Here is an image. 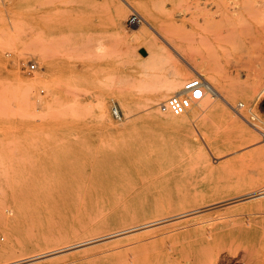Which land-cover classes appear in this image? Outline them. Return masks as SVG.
I'll list each match as a JSON object with an SVG mask.
<instances>
[{
    "label": "rangeland",
    "instance_id": "obj_1",
    "mask_svg": "<svg viewBox=\"0 0 264 264\" xmlns=\"http://www.w3.org/2000/svg\"><path fill=\"white\" fill-rule=\"evenodd\" d=\"M107 1L0 0V264L167 216L182 217L30 264H92L79 260L140 243L150 264H196L204 231L247 233L204 258L244 264L264 247V196L227 202L264 188V72L251 95L240 90L264 71V0ZM132 13L141 24L127 25ZM152 23L183 57L132 41ZM178 73L177 93L200 76L217 94L182 120L147 107L175 95Z\"/></svg>",
    "mask_w": 264,
    "mask_h": 264
},
{
    "label": "bare ground",
    "instance_id": "obj_2",
    "mask_svg": "<svg viewBox=\"0 0 264 264\" xmlns=\"http://www.w3.org/2000/svg\"><path fill=\"white\" fill-rule=\"evenodd\" d=\"M197 1L198 0H196V2ZM127 3H128L127 0H108L105 4L107 6H110V7H118V6H121L122 4H127ZM198 5H199V3H198ZM218 7H220V6H218ZM226 10H228V9H226ZM220 24H222L221 21H220ZM201 25H200V27H201ZM157 32H161V30L159 28H157L153 23H152V25L151 24L150 25L146 24L145 29L143 31H141L140 34L135 35L133 37L132 41H142V40L143 41H147V42H151L152 41L153 42V46L149 47V49H150V52H151V54L153 56L163 55V56H168V57H172V56L174 57V55L178 54V55L183 57L185 55V52L183 51L181 42H179L177 39L172 38V37H167L166 39L163 40L164 42L163 41L159 42V39L157 38V35H156ZM2 47H4V45ZM9 47H10V45L8 46V48ZM8 48H4V49L7 50ZM10 49H11V47L8 49V51ZM4 52H7V51H4ZM175 52H176V54H175ZM161 58H162V56H161ZM263 72L264 71H261V70H259L257 68H255V70L253 68V69H251V71H249L247 73L248 82L244 86H242L241 89H240L241 90V94H243V96H249L255 91V88L257 87L256 85L260 84L259 82L261 81V78L263 76ZM181 74L182 73L176 74L174 79L171 80L172 84L170 86V90L174 91L175 92L174 94H178L179 93V92L177 93V91H175V89H177L179 87V82H180V78H181L180 75ZM187 74H188V71H187ZM240 74H241V71L240 70H236V75L235 76H236L237 79L241 78ZM182 75H184V74H182ZM226 75H227V73H226ZM235 76L233 75V72H230L229 75H227V79L231 80V79L235 78ZM212 80L213 81L211 83L207 82L209 87H208L207 91L205 92V96H204V98L205 99L208 98V100H209V98L211 100L212 97L217 95L214 92L215 91V88H214L215 87V84H214L215 81H214V79H212ZM228 85H232V84L228 83ZM234 88L235 87L231 86V89L234 90ZM73 92L75 93L74 89H72L71 93H73ZM76 92H77V90H76ZM76 96L77 95H75V97ZM163 99H164V97L162 95H155V96L151 97L150 99H148L147 107H149V108H153L155 106L159 107V105L161 104ZM185 116L186 115H183L181 117H173L172 119H174V120L175 119L182 120V119L185 118ZM153 117L156 118V119H161L162 117H164V115L159 110H156L153 113ZM262 137H263V140H264V134L262 135ZM257 151L259 153H261V154H264V148H258ZM263 196H264V188L256 190V191L247 192V193H245V194H243L241 196H238L236 199L234 198L235 200H233V201L232 200L228 201L227 203L229 204V203L243 201V200H250V199L259 198V197H263ZM221 202H223V201H221ZM227 203H224V204H227ZM215 204H216V202L214 203V205ZM219 205H220V203H219ZM206 209H210V207H207ZM206 209H204V210H206ZM200 210L201 209H199V210L198 209L197 210L193 209V211L189 212L188 215H190V214L191 215H196V214L198 215L199 212L200 213L202 212V210L201 211ZM185 216H187V215H185ZM180 217H182V216H176V217H173V218L172 217L170 218V216H167L168 219H161V220L160 219L159 220L156 219L153 222L150 221L151 223L148 222L149 224H146V225L140 224V225H135V226H132V227H128L123 232H121L123 230L122 229L121 231H117V233H106V234H103V235H100L99 233H97V228H92V229H96V231L93 232V233L89 232L85 239H80V240H78L77 242H74L73 244H71L68 247L66 246L65 248H59V249L56 248L51 253L48 252L49 254L42 253L39 256H35V257L29 258V259H25L23 261L21 260V262H17V263L15 262L13 264H30V263L36 262V261H38L40 259H44V258H47V257H53V256H56V255L58 256L59 254H62V253L64 254L66 252H70L71 250L92 247V246L98 245L100 243H104L106 241L116 239V238H118L119 236H122V235L126 236V235H128L130 233L132 234V232H135V231H138V230H150L151 228L157 227L159 225H166V224H168L170 222H174V221H177L179 219L181 220ZM262 217L264 219V212L262 213ZM238 222L242 226V222L241 221H238ZM247 223H248V221H247ZM118 232H120V233H118ZM245 234H247V233L243 232L238 237H232V238L227 239L226 237L221 236L218 232L213 233V232L204 231L202 233H199L198 234V239H199L200 242H198L199 244L193 249L196 253H198V255L200 257L199 261L196 262V264H206L207 261H205L204 258L207 257L208 255L212 254V252H213L212 248L215 245H217L218 248H220L222 250V248H224V246H228V244L233 245L234 243H236L238 238H240L242 235H245ZM262 238L264 239V235L262 236ZM43 239L46 240L45 241L46 243L47 242L48 243L54 242L53 238L52 239H48V237L47 238L45 237ZM145 245H146V243H140V244H138V245H136L134 247H131L130 245L117 246V247H115V249L111 253H106L105 255L104 254H96V255L90 254L88 257L83 258V259H81L79 261L87 260V261H85V263H92V264H150V259L144 258L141 255L142 251L146 247ZM223 251H224V249H223ZM191 252H192V250H191ZM223 255L224 254H222V256ZM225 255H224V258H225ZM241 255H242V253H241ZM243 255H244V253H243ZM186 258H188V257H186ZM207 258H210V257L208 256ZM79 261H77V262H79ZM210 261L211 260H209V262ZM241 261H243L244 264H264V247H262L261 249H257V250L252 249V251L250 253H247L244 256H242V259L240 260V262Z\"/></svg>",
    "mask_w": 264,
    "mask_h": 264
},
{
    "label": "built area",
    "instance_id": "obj_3",
    "mask_svg": "<svg viewBox=\"0 0 264 264\" xmlns=\"http://www.w3.org/2000/svg\"><path fill=\"white\" fill-rule=\"evenodd\" d=\"M127 25H137L142 23V18L137 13L132 15L127 20ZM29 71H35L36 65L31 64ZM209 85L205 79L197 76L187 81L178 94L168 97L164 102L159 105L160 111L164 114L171 115L173 117H181L186 115L193 107L197 106L205 96ZM115 116L117 111L114 109Z\"/></svg>",
    "mask_w": 264,
    "mask_h": 264
}]
</instances>
